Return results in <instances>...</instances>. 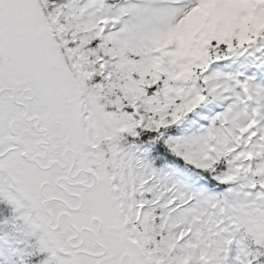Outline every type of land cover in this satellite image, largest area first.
<instances>
[{
    "label": "snow or ice",
    "instance_id": "obj_1",
    "mask_svg": "<svg viewBox=\"0 0 264 264\" xmlns=\"http://www.w3.org/2000/svg\"><path fill=\"white\" fill-rule=\"evenodd\" d=\"M0 264H264V0H0Z\"/></svg>",
    "mask_w": 264,
    "mask_h": 264
}]
</instances>
